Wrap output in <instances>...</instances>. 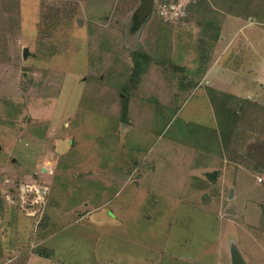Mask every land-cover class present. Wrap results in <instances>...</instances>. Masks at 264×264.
Instances as JSON below:
<instances>
[{
  "label": "rangeland",
  "instance_id": "374dc122",
  "mask_svg": "<svg viewBox=\"0 0 264 264\" xmlns=\"http://www.w3.org/2000/svg\"><path fill=\"white\" fill-rule=\"evenodd\" d=\"M139 6L0 0V264H264V105L190 94L233 81L232 37L264 55V0Z\"/></svg>",
  "mask_w": 264,
  "mask_h": 264
},
{
  "label": "crops",
  "instance_id": "0c3cea01",
  "mask_svg": "<svg viewBox=\"0 0 264 264\" xmlns=\"http://www.w3.org/2000/svg\"><path fill=\"white\" fill-rule=\"evenodd\" d=\"M229 17L231 18H240V17H236L233 15H229ZM184 18V17H183ZM228 19V18H227ZM227 19L223 20V29H222V36L220 39L225 40L226 39V32L224 31L225 29V23L226 21L228 22ZM148 20V19H147ZM146 20V21H147ZM245 26H248L250 28H253L255 26V24H252L251 20L249 19L248 23L246 25L241 26V28H244ZM240 36V35H239ZM239 36L237 38H235V40H233V37L230 39V41L228 42L226 49L222 50L220 52V54L214 59V57H212V65H211V69L213 64H216L218 61H221V56L222 55H226L227 52L230 50L229 45L232 43V45L235 44V47L230 55V63L232 64V70L234 72V79L232 80H228L225 84H223L222 82L219 81H215L213 82L212 80H202L203 82H199L197 84L194 85L192 91L190 94H194V95H199L201 94L206 100H207V107L205 108L206 110V114H216V111L214 113V108L212 106V101L210 96H212L213 94H224V95H229V96H233L234 99L237 100H249V101H254V102H258L260 104L264 105V99H259V97H255L251 94V91L254 92L255 89V85L256 84H260L259 80H258V76L253 74L252 70L253 68L251 67V70L249 71L250 73L248 75H245L243 73V69H245V67L242 64L243 60H249L251 63L253 61H258L260 64V68H264V55L262 54H258L259 52L253 47L252 43L251 45H247L245 48H242L239 44V40H242V38H239ZM233 41V42H232ZM220 43V41H218ZM239 45V46H238ZM240 47V48H239ZM226 52V53H225ZM221 58V59H220ZM230 67V65L228 66ZM247 68H250V66H247ZM208 74V72H205V76ZM232 81V82H230ZM204 82L206 84H204ZM261 85L263 86L264 83L261 82ZM211 89V91H210ZM208 90L211 92L209 94ZM256 91V90H255ZM222 94V95H223ZM213 119V117H212ZM214 120V119H213ZM207 125V124H206ZM41 190V189H40ZM27 221V220H26ZM24 224V231L27 230L29 231V227H26V225H29V220ZM32 223V222H31ZM55 250L52 251V255L54 256ZM37 254V253H36ZM51 255V256H52ZM50 257H43L40 255H34V257H42V258H46V260L51 259Z\"/></svg>",
  "mask_w": 264,
  "mask_h": 264
},
{
  "label": "trees",
  "instance_id": "16d2710c",
  "mask_svg": "<svg viewBox=\"0 0 264 264\" xmlns=\"http://www.w3.org/2000/svg\"><path fill=\"white\" fill-rule=\"evenodd\" d=\"M139 26H136V29L138 28ZM133 57L136 59L135 61V69L137 67H140L141 65H143L144 63L148 62L151 60L150 56L146 53H141V52H134L133 53ZM140 59H143L142 61H140ZM139 71V70H138ZM139 74H137V71H134V74L133 76L136 77L138 76ZM133 81V80H132ZM137 81V80H135ZM136 83L134 82V85ZM211 91V89H210ZM125 95V94H124ZM122 110H123V116L124 117H127L128 115V111H129V103H130V97L128 95H125L123 98H122ZM35 253H37L38 255L40 256H43V257H50L52 255V252H50V250H47L45 248H39L38 250H35Z\"/></svg>",
  "mask_w": 264,
  "mask_h": 264
},
{
  "label": "water",
  "instance_id": "95a60500",
  "mask_svg": "<svg viewBox=\"0 0 264 264\" xmlns=\"http://www.w3.org/2000/svg\"><path fill=\"white\" fill-rule=\"evenodd\" d=\"M154 0H145L140 8L139 14L143 16L142 19H144L146 16L150 15L152 13ZM79 23H82L80 21ZM30 54V51L27 47L24 48V58H27V56ZM212 178L215 177V174H211ZM233 195V192H231V196ZM227 212L234 213V209H228ZM232 263L233 264H246L241 252L237 249H234L232 251Z\"/></svg>",
  "mask_w": 264,
  "mask_h": 264
},
{
  "label": "flooded vegetation",
  "instance_id": "af4514ba",
  "mask_svg": "<svg viewBox=\"0 0 264 264\" xmlns=\"http://www.w3.org/2000/svg\"><path fill=\"white\" fill-rule=\"evenodd\" d=\"M144 1H145V0H140V6H139V7L136 9V11L133 12V14L131 15V19H132L133 21H135V20H139L140 22H143L144 20H147V19L150 17V15L153 13V10L155 9L156 0H154L152 13H150V15H148V16H146L144 19H142L143 16L139 14V11H140V8H141V6H142V4H143Z\"/></svg>",
  "mask_w": 264,
  "mask_h": 264
},
{
  "label": "built area",
  "instance_id": "2783aa9c",
  "mask_svg": "<svg viewBox=\"0 0 264 264\" xmlns=\"http://www.w3.org/2000/svg\"><path fill=\"white\" fill-rule=\"evenodd\" d=\"M183 4H180L179 6L181 7ZM161 7H162V14L163 15H165L166 17H168V13H169V9L167 8L168 7V4L167 3H164V4H162L161 5ZM177 6H174V5H171V10H174V8H176ZM182 14H184V13H182ZM182 14H178L177 16H176V18H183V16H182ZM259 181L260 182H264V177H260L259 178Z\"/></svg>",
  "mask_w": 264,
  "mask_h": 264
},
{
  "label": "bare ground",
  "instance_id": "6f19581e",
  "mask_svg": "<svg viewBox=\"0 0 264 264\" xmlns=\"http://www.w3.org/2000/svg\"><path fill=\"white\" fill-rule=\"evenodd\" d=\"M39 190V192H41V190L40 189H38Z\"/></svg>",
  "mask_w": 264,
  "mask_h": 264
}]
</instances>
